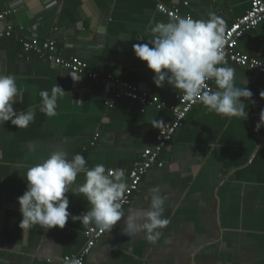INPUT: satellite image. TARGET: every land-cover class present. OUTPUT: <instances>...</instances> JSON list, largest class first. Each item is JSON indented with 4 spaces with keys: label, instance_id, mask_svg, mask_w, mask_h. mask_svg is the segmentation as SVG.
<instances>
[{
    "label": "crops",
    "instance_id": "0c3cea01",
    "mask_svg": "<svg viewBox=\"0 0 264 264\" xmlns=\"http://www.w3.org/2000/svg\"><path fill=\"white\" fill-rule=\"evenodd\" d=\"M251 1L0 0V9L14 10L6 20L14 33L0 40V74L16 78L20 92L14 110L35 111L25 129L10 121L0 125V264H59L77 254L85 244L84 232L96 227L72 219L89 204L70 190L66 195L71 215L64 228L21 229L17 198L26 191L23 170L62 148L69 158L83 155L89 168L103 164L124 169L127 183L133 163L171 118L167 109L141 110L125 98L107 107L105 86L25 53L20 40H53L58 58H78L92 73L130 82L171 102L179 90L167 82L157 87L154 73L133 51V44L152 39L151 25L169 21L157 12V4L193 19L214 13L226 30ZM52 3L56 5L48 8ZM238 50L264 61V22L241 37ZM226 66L235 69L237 87H244L246 80L252 93L242 98L246 119L218 116L198 103L160 154L163 167L144 176L123 209L125 220L104 233L85 264H264V127L255 130L264 111V76L229 61ZM56 83L65 93L56 116L48 117L39 110L40 92H50ZM82 182L83 173L73 187ZM154 187L166 197L169 224L152 244L142 232L129 237L123 229L130 210L148 207Z\"/></svg>",
    "mask_w": 264,
    "mask_h": 264
},
{
    "label": "clouds",
    "instance_id": "9594fccd",
    "mask_svg": "<svg viewBox=\"0 0 264 264\" xmlns=\"http://www.w3.org/2000/svg\"><path fill=\"white\" fill-rule=\"evenodd\" d=\"M150 32L152 39L133 44V51L154 73L153 82L157 87L167 82L179 90L184 99L202 104L208 112L246 119L242 98H250L252 93L245 87L246 80L244 87H237L235 69L226 66L222 18L214 13H210L208 19L173 15L168 22L151 25ZM208 81H214L215 89L206 86ZM19 92L14 76L0 74V125L10 121L18 129H25L34 121V110H14ZM64 93L57 83L50 92L42 90L40 112L55 117ZM261 127H264V111L255 130L259 131ZM81 173L83 182L73 187ZM23 179L26 191L17 198L23 230L34 226L46 231L64 228L71 215L66 195L70 190L74 195L83 196L89 204L87 211L72 216L74 221L94 224L100 231L110 232L122 218L125 220L122 210V198L127 190L124 169L106 168L103 164L89 168L80 153L69 158L64 149L57 148L23 170ZM149 198L146 209L130 210L123 234L133 237L142 232L149 243L155 244L162 235L160 229L166 228L169 220L164 216L166 197L161 195V189H150Z\"/></svg>",
    "mask_w": 264,
    "mask_h": 264
},
{
    "label": "built area",
    "instance_id": "2783aa9c",
    "mask_svg": "<svg viewBox=\"0 0 264 264\" xmlns=\"http://www.w3.org/2000/svg\"><path fill=\"white\" fill-rule=\"evenodd\" d=\"M54 5L56 4L52 3L48 8ZM156 10L168 19L173 15L181 16L176 10L162 4H157ZM13 13L14 10L10 8L0 9V40L10 38L14 33L12 24L6 22L7 18ZM263 22L264 0H252L245 14L224 32L225 47L223 51L225 61L264 76V61L249 58L238 50V41L241 37L245 33L257 29ZM20 44L25 53L32 52L72 74L86 76L89 80L97 81L105 86L107 89L105 105L109 108H113L117 100L125 98L135 103L141 110L153 108L157 111L167 109L170 112L171 118L162 123L150 146L140 153L127 173V190L122 198V210L128 207L132 202L133 194L139 190L144 176L153 168L163 167V163L159 160L160 154L168 147L176 132L182 128L188 114L198 103L184 99L181 93L176 95L171 102H164L157 96L140 91L136 85L130 82L113 76H99L92 73L88 70L85 62L78 58L65 60L55 56V42L53 40L38 42L35 38H23L20 40ZM206 86L213 89V81L206 82ZM97 138L98 135L95 136L94 140ZM105 232L100 231L97 227L88 228L84 232L85 244L82 249L75 255L64 257L59 264H85L86 258Z\"/></svg>",
    "mask_w": 264,
    "mask_h": 264
}]
</instances>
